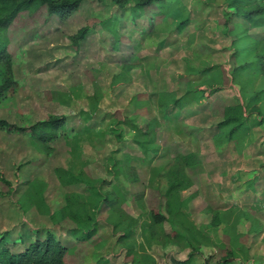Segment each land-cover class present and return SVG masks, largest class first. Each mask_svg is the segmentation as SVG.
I'll use <instances>...</instances> for the list:
<instances>
[{"label":"rangeland","instance_id":"374dc122","mask_svg":"<svg viewBox=\"0 0 264 264\" xmlns=\"http://www.w3.org/2000/svg\"><path fill=\"white\" fill-rule=\"evenodd\" d=\"M168 3L171 7L165 18L160 16L157 26L150 17L133 20L128 10H119L110 1H85L68 18L52 16L43 26L23 32L16 43L18 59L13 70L17 90L11 101L0 108V119L22 125L26 120L63 117L68 138L59 137L48 152L28 134L0 131V172L18 195L25 193L32 182H43L45 203L56 211L64 206L66 194L88 195L91 190L81 184L64 186L55 169L62 167L76 174L85 168L97 181L98 189L106 191L117 185L130 195L122 208L140 223L145 213L131 196L141 192L147 196L150 180L163 192L164 174L174 157L195 152L200 164L188 169V174L198 181L181 195L189 199L196 226L218 244L227 237L226 233L230 238L234 236L224 221L227 226L236 224L235 237L242 251L235 263L264 264V121L261 116L250 115L241 137L223 144L214 142L220 119L212 115L210 104L215 99L227 105L241 100L238 84L230 79V55L242 43L233 44L224 24L232 10L225 0ZM111 16L118 18L120 42L116 44L115 37L96 24L74 47L71 36L89 20L102 21ZM181 21H185V27L179 31L177 25ZM231 23L249 27L235 17ZM249 33L262 39L264 28L251 29ZM241 34L240 29L231 32L234 37ZM128 64L134 65L131 79L112 86V76ZM179 76L201 89H206L207 83L219 82L221 89L200 103L160 110L156 106L158 93L172 92L177 97L184 94L186 79L179 82ZM94 85L99 87L101 98L92 110ZM263 86L260 78L253 88ZM46 91L59 94L60 101L47 99ZM75 92L77 96H73ZM139 93L151 96L149 106L134 107L132 97ZM261 110L264 116V106ZM125 118L138 122L158 119L159 150L155 156L134 143L133 132L121 123ZM184 127L196 131L190 135ZM125 155L137 171L136 183L128 182L122 175L109 174L113 162ZM255 187L258 193L253 192ZM27 207L24 211L13 199L0 195V233L8 231L13 239L23 236L29 240L35 229L46 227L65 245L75 244L70 232L54 225L34 206ZM211 210L222 214L223 224L217 228L211 225ZM107 211L102 207L97 214L98 232L94 242L84 249L82 264H130L106 221ZM251 216L260 223L259 233L250 230ZM163 228L168 233L177 229L168 223ZM135 239L137 244H144L157 264L182 261L190 251L185 243L148 244L139 227ZM214 254V245L204 244L195 263L204 264Z\"/></svg>","mask_w":264,"mask_h":264},{"label":"trees","instance_id":"16d2710c","mask_svg":"<svg viewBox=\"0 0 264 264\" xmlns=\"http://www.w3.org/2000/svg\"><path fill=\"white\" fill-rule=\"evenodd\" d=\"M85 1H110L119 10H128L133 20L144 16L153 18L154 26H157L159 19L166 17L171 7L169 0H0V108L11 101L17 90L18 83L13 70L18 59L16 43L23 32L43 26L52 16H57L61 20L68 18ZM225 2L232 10L224 22L227 33L231 36L233 44L236 45L239 41L242 43L230 55L233 63L230 79L238 84L241 100L236 104L227 105L220 99H215L210 104L212 115L220 119L216 125L217 133L214 139L216 144L235 141L241 137L250 115L261 116V120L264 121L261 110L264 106V86L258 90L253 88L255 81L260 78L264 84V37L257 39L249 33L251 29L264 28V0H225ZM234 17L243 20L249 27H237L231 23V18ZM117 23L118 18L115 16L102 21L89 20L87 25L71 36L72 43L77 48L89 28L99 24L115 37L117 44L122 40L116 30ZM184 27L185 21H181L177 25V30L182 31ZM235 29H240L242 33L240 37L231 35ZM133 68V64L123 66L119 73L112 76L111 85L128 82ZM178 79L179 82H183L186 78L179 76ZM185 83L184 94L180 97L172 92L158 93L157 108L182 109L190 103L204 101L221 89L219 82L207 83L206 89H201L200 85H191L189 79H186ZM45 96L49 100L60 101V96L56 92L46 91ZM73 96H77V93L75 92ZM100 98V89L94 85V93L90 97L93 103L92 110L96 108ZM132 103L135 108L147 107L151 104V96L139 93L132 97ZM64 123L63 117L56 116H48L36 122L26 120L22 125L0 119V131L8 134H28L50 152L53 150V143L59 137L68 138ZM121 123L133 132V141L143 152H152L155 156L159 150L156 138L160 123L157 118L143 119L141 122L135 118H125ZM184 129L190 135L196 131L186 127ZM199 164L200 159L195 152L177 155L165 171L166 188L163 192L153 184V180H150L147 196L145 192L133 194L131 198L145 213L140 223L138 218L126 214L122 208L130 195L117 185L106 191L98 189L97 181L85 168L76 174L62 167L55 169L58 179L64 186L81 184L91 190L88 195L66 194L64 206L56 211H51L45 203L43 182H32L25 193L18 195L10 181L0 172L1 196L13 199L24 211L28 208L27 204L34 206L46 214L54 225L67 230L75 238V244L67 246L46 227L35 229L29 240L23 236L13 239L8 231L2 232L0 233V264H82L84 249L94 242V237L97 235V214L102 207L108 210L106 221L111 225L116 241L124 249L125 259L130 264H157V261L146 252L144 244H137L136 227L140 228L144 242L148 244L153 241L185 243L190 249L187 258L182 261L173 260L171 264H196L195 258L201 255V247L209 243L214 245L215 254L206 258L204 264H244L242 261L235 263L242 251L235 237L236 224L227 226V221H224L225 228H229L234 236L230 238L226 233L227 237L214 244L210 237L196 226L189 211V199L182 198L181 193L193 187L198 181L197 177L188 174V169ZM109 174L114 177L122 175L131 183L139 180L135 167L126 155L119 161L113 162ZM145 201L148 203V209L145 207ZM253 208L257 206L252 207L251 210ZM211 215V225L214 228L223 224L221 213L211 210ZM251 217L253 223L250 230L259 231L260 223L257 218ZM165 223L177 229H172L168 233L163 228Z\"/></svg>","mask_w":264,"mask_h":264},{"label":"crops","instance_id":"0c3cea01","mask_svg":"<svg viewBox=\"0 0 264 264\" xmlns=\"http://www.w3.org/2000/svg\"><path fill=\"white\" fill-rule=\"evenodd\" d=\"M253 192L258 193V189H256V187H255V189L253 190ZM255 232H258L259 233V231H255Z\"/></svg>","mask_w":264,"mask_h":264}]
</instances>
